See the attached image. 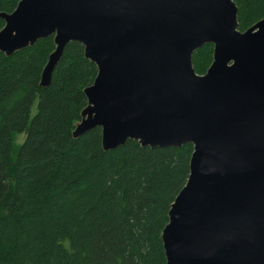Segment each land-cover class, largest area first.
<instances>
[{
	"label": "water",
	"instance_id": "water-1",
	"mask_svg": "<svg viewBox=\"0 0 264 264\" xmlns=\"http://www.w3.org/2000/svg\"><path fill=\"white\" fill-rule=\"evenodd\" d=\"M233 0H21L0 13L11 57L54 37L41 88L70 42L97 67L73 138L102 150L191 144L160 239L166 264H264V18L241 32ZM214 46L206 74L192 55Z\"/></svg>",
	"mask_w": 264,
	"mask_h": 264
},
{
	"label": "trees",
	"instance_id": "trees-1",
	"mask_svg": "<svg viewBox=\"0 0 264 264\" xmlns=\"http://www.w3.org/2000/svg\"><path fill=\"white\" fill-rule=\"evenodd\" d=\"M20 1L0 0V13ZM233 2L239 31L264 18V0ZM54 49L49 37L11 57L0 52V264H166L160 236L187 183L193 146L128 140L106 152L100 128L73 138L98 71L70 42L41 88ZM213 53L211 44L194 52L197 74H206Z\"/></svg>",
	"mask_w": 264,
	"mask_h": 264
},
{
	"label": "rangeland",
	"instance_id": "rangeland-1",
	"mask_svg": "<svg viewBox=\"0 0 264 264\" xmlns=\"http://www.w3.org/2000/svg\"><path fill=\"white\" fill-rule=\"evenodd\" d=\"M36 113H37V103L34 106V109H32V113H30L31 114V118H30L31 120L35 117ZM24 139H26L25 134L19 135L18 138L16 139L17 145H22L25 141Z\"/></svg>",
	"mask_w": 264,
	"mask_h": 264
}]
</instances>
